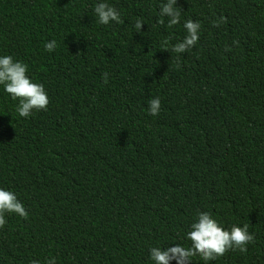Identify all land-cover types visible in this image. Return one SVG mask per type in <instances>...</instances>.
I'll list each match as a JSON object with an SVG mask.
<instances>
[{"label":"trees","instance_id":"obj_1","mask_svg":"<svg viewBox=\"0 0 264 264\" xmlns=\"http://www.w3.org/2000/svg\"><path fill=\"white\" fill-rule=\"evenodd\" d=\"M95 2L0 0V54L49 97L23 118L0 88V186L28 211L6 214L0 264H152L150 247L190 244L198 210L254 235L209 264H264V0H177L172 27L156 22L160 0H109L121 21L108 25ZM189 18L196 45L161 49Z\"/></svg>","mask_w":264,"mask_h":264},{"label":"clouds","instance_id":"obj_2","mask_svg":"<svg viewBox=\"0 0 264 264\" xmlns=\"http://www.w3.org/2000/svg\"><path fill=\"white\" fill-rule=\"evenodd\" d=\"M95 20L100 25H108L110 22L120 23V11L109 0H96L93 7ZM225 21L223 15L212 21L214 27H218ZM158 24H167L172 27L181 23V8L177 0H160L158 5ZM143 19H136L134 28L140 31ZM185 35L169 47V37H165L161 49L171 53L183 54L192 49L200 36L201 24L198 20L185 19L182 23ZM233 41V44H237ZM56 40L44 43L46 51L52 52L56 48ZM28 65L21 60L14 59L12 55L0 54V88L12 100L18 101L15 107L16 113L23 118H29L36 111L47 110L49 97L43 83L35 82L28 75ZM105 82L108 73H103ZM161 111L159 96L147 101V113L157 116ZM6 214H15L21 218H28V211L18 199L16 193L9 188L0 186V226L6 223ZM185 239L190 244L185 247L180 243L171 246H152L148 250V259L152 264H192V258L199 257L203 264L222 256L228 250L246 251V246L254 240V235L249 231L247 223L243 225L233 224L225 227L217 218L207 210H198L185 233ZM55 256L45 257L43 264H56ZM29 264H41L38 260H30Z\"/></svg>","mask_w":264,"mask_h":264}]
</instances>
